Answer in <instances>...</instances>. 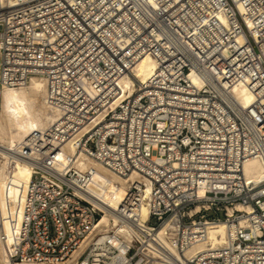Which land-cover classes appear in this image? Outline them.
Here are the masks:
<instances>
[{"label": "built area", "instance_id": "1", "mask_svg": "<svg viewBox=\"0 0 264 264\" xmlns=\"http://www.w3.org/2000/svg\"><path fill=\"white\" fill-rule=\"evenodd\" d=\"M146 54L150 76L124 86ZM33 77L54 120L0 154L7 176L23 161L32 171L21 203H0L8 263L119 253L98 226L90 159L128 180L113 209L128 236L120 264H264V179L243 171L264 165V0H0V86Z\"/></svg>", "mask_w": 264, "mask_h": 264}, {"label": "bare ground", "instance_id": "2", "mask_svg": "<svg viewBox=\"0 0 264 264\" xmlns=\"http://www.w3.org/2000/svg\"><path fill=\"white\" fill-rule=\"evenodd\" d=\"M238 10L241 12L242 8L238 6ZM154 67V59L152 56L146 54L139 59L132 70V75L123 77L121 82L126 87H130L134 82L143 83L150 76ZM0 87L2 88L0 100L1 107L3 108V112L0 116V154H5L6 148L20 143L35 131L48 127L53 122L54 115L48 110L45 104V90L42 79L33 77L28 84L20 88ZM234 93L242 106L247 107L251 103L252 95L244 85L236 86L234 88ZM37 97L41 99L40 105L35 102ZM5 142H7V144ZM4 143L6 145H4ZM64 149L69 154L73 151L69 143L65 145ZM87 164L93 165L96 168L90 190L104 201L107 206L98 222V226L107 227V230L110 228L114 229V233H108L103 236L111 246L119 251V253L113 257L110 264H120L122 261V243L127 240L128 236L118 225L117 217L114 215L113 209L118 207L128 185V180L107 171L103 166L93 160L89 159ZM243 171L247 177L254 178L257 181H262V179H264V165L255 158L249 159L244 163ZM31 175V165L27 161L17 163L9 176H7L5 171V163L0 164V203L3 214L5 213L6 203L13 204L15 201L21 203ZM133 177L134 176H131L130 178L133 179ZM236 207L245 209V207L241 205H237ZM228 212L230 213L231 210L229 209ZM15 214L17 216L16 219H19L20 211ZM146 217V208L143 206L141 209V219L145 220ZM5 233L8 236V247L12 248V227L8 223H5ZM223 236L224 228L222 223L208 230V240L211 243L221 242ZM202 245L203 244H198L190 250L198 249L202 247ZM0 264H11L2 257L1 246ZM151 264L158 263L153 262Z\"/></svg>", "mask_w": 264, "mask_h": 264}, {"label": "rangeland", "instance_id": "3", "mask_svg": "<svg viewBox=\"0 0 264 264\" xmlns=\"http://www.w3.org/2000/svg\"><path fill=\"white\" fill-rule=\"evenodd\" d=\"M1 91H2V88L0 87V99H1ZM35 102H36V104H38V105H40V102H41V99H40V97H37L36 99H35ZM38 105H36V106H38ZM2 105H1V100H0V116H1V114H2V112H3V108L1 107ZM6 144H7V142H5ZM4 143V145H6Z\"/></svg>", "mask_w": 264, "mask_h": 264}]
</instances>
